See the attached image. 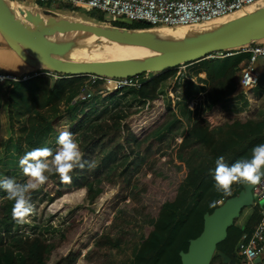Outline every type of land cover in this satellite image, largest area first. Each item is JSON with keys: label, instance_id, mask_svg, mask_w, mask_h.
Segmentation results:
<instances>
[{"label": "trees", "instance_id": "1", "mask_svg": "<svg viewBox=\"0 0 264 264\" xmlns=\"http://www.w3.org/2000/svg\"><path fill=\"white\" fill-rule=\"evenodd\" d=\"M58 6L69 11L81 10L73 9L68 5ZM98 19L102 20V17ZM112 26L127 31L154 29L152 25L144 22L128 24L117 22ZM242 56L244 57L241 62L231 67L219 80L216 79L215 60L200 61V72L206 73L209 83L206 102L210 107L230 99L242 71L250 61V56L247 54ZM175 71L176 69L132 77L141 86L139 89L128 90L139 103L151 106L158 99V90L162 83L170 79ZM37 72L50 73L48 70ZM55 75L59 77L55 83L48 77L30 78V75L9 83L11 98L16 102H23L33 120L25 137V144L30 150L37 148L38 139L51 125L39 114V111L48 110L57 118L70 113L73 109L74 89L82 79H85V77ZM103 84L104 81H98L92 86L99 87ZM85 104H82V107ZM139 113L140 110L121 109L111 112L104 120H97L89 130L80 135L78 142L85 167L73 168L68 173L71 177L68 182L61 181L55 172L47 177L43 186L52 212L63 211L65 208L62 204L72 194L82 190L88 194L89 206L83 208L70 220L59 239L48 241L40 234L14 235L13 227L16 219L12 217V201L5 198L0 202V264H77L80 252H73L72 245L76 238L89 228L100 227L107 221L110 216L108 208L100 212L93 206L110 189L114 190V194L109 204L115 201L125 202L129 199L127 205L131 206L141 202V196L160 199L168 195L164 203L156 205L154 210L156 220L145 229L135 258L130 264H182L181 254L186 253L190 242L203 232L205 214L211 215L217 209L216 202L227 197L216 191L209 173V170L215 167L216 157L223 156L225 163L232 164L234 161H228L227 158L240 153L243 148H248V146L238 147L237 143L246 142L252 137L259 138L264 130V120L249 117L233 122L232 129L224 141L219 139L218 129L210 130L209 126L196 124L176 147L173 156H167L162 161L154 157L146 159L145 155L136 157L137 150L144 147L146 137L137 138L129 127V119ZM173 115L174 111L171 110L158 131L170 123ZM88 120L89 115H85L82 119H78L77 123L72 124L69 127L72 136L78 135L85 129ZM194 143L201 145L204 154L203 159L196 166L190 167L184 159L185 150L191 148ZM174 159L181 162L187 171L179 187L169 194L173 188L172 184L156 170L164 165L178 167V164L173 162ZM89 164L91 167L88 166ZM31 194L32 190L26 194V199ZM212 202L215 203L210 207ZM260 219L261 210L256 206L244 227L231 226L225 240L218 244L217 253L210 264H224V258L219 253L231 261H236V264H244L243 259L236 253L237 246L252 236ZM112 227H115L114 219ZM96 233L91 254H97L101 249L109 251L121 247L122 240L113 239L110 234L98 233V231Z\"/></svg>", "mask_w": 264, "mask_h": 264}, {"label": "rangeland", "instance_id": "2", "mask_svg": "<svg viewBox=\"0 0 264 264\" xmlns=\"http://www.w3.org/2000/svg\"><path fill=\"white\" fill-rule=\"evenodd\" d=\"M27 4L29 5L28 7L32 6L33 0H28ZM32 7L35 8L34 6ZM35 10H37V8H35ZM45 10L55 19H68L81 23L87 22L89 25L114 29L112 24L103 21L104 18L102 14L98 12L86 9L69 11L55 4L50 6L45 5ZM98 17H102V20L98 19ZM125 23L128 24V22ZM214 27L215 26H209L204 29L209 30ZM163 29L166 28H156L155 31L161 33ZM174 29L176 32L179 31L178 33L187 31V34H193L194 32H201V34H203L206 32L203 29L199 30L195 28ZM135 32L142 34L143 31ZM57 39L63 43L62 52L57 58L70 61L119 60L151 55V53L137 45H116L81 34L64 33L57 36ZM181 40L180 38L178 41H172L170 43L177 44V42ZM210 60L213 59L210 58ZM221 62H223V60H216L215 68L219 69ZM200 64V62L189 63L184 65L183 68L177 69L170 79L162 83L158 90V99L152 103L151 106L149 104L144 105L133 101V97L129 90L119 92L122 93V98L126 101L117 103V108L115 109L109 108L110 112L128 108L140 110L138 115L129 119V127H131L137 138L142 139L146 137V143L141 150H137L136 157L145 155L146 159L154 157L164 161L167 156H173L174 150H176L177 147L173 133L180 131L178 134L183 135L186 130H189L188 128L196 124L200 126H211L209 118H217V115L222 114L218 106L210 107L203 97L198 96L199 92L196 91L197 89L194 83L195 81L201 83L202 80H206L200 77ZM0 69L6 73L16 75L19 78L28 74H30V78L37 77V74H39V77H47L46 72H34L32 68L25 65L10 49L9 53L6 55H0ZM11 82L15 81L0 82V178H13L18 183H25L29 177H27L18 166V160L26 152L31 151L25 144V137L33 120L30 114L27 113L25 104L23 102H16L11 98L9 86ZM78 84L77 90L75 89L73 93V95H77L73 99V101H75L73 104H75L76 101L79 102L80 98L85 95L84 93L81 95L80 92L90 87L88 78L82 79ZM244 95L247 94L244 93ZM95 97L94 94L93 98H89L88 103L83 107L82 105L75 106L70 113L64 114L58 118L54 117L48 110L39 111V114L46 121L50 122L51 125L38 139L37 148L47 147L55 153L59 148L56 143V137L59 133L62 131L70 133L69 127H71L72 124L77 123L78 119H82L85 115H89L86 128L78 135L72 136L78 144L80 135L84 131L89 130L97 120H104L107 118V115H109L108 112H105V108L108 107L107 103H97L99 99ZM241 101L246 102L248 100L242 98ZM225 107V109L223 108L225 111L231 112L227 115L228 117L233 116V113L238 114V112L240 113L242 110L234 104V102L226 104ZM171 110L174 111V117L180 119L172 126L170 133L162 134L158 130L161 128L160 126H162L167 114ZM193 148L195 150H192ZM203 154V148L200 146H192L185 150L184 159L190 167L196 166L200 160L203 159ZM48 160L50 162L51 157H49ZM173 162L178 164V167L164 165L156 170L157 173L161 174L172 184L173 188L170 190L169 194L179 187L187 171V168L177 159H174ZM46 175L48 177L50 174L46 173ZM149 176L150 175H148V177ZM43 185L44 183L37 189L32 190V194L27 200L33 206V213L28 215L22 223L16 220L13 227L14 235L40 234L48 241L56 240V238L59 239L62 234L61 232H63L70 220L82 211L83 208L89 206L88 194L85 190H82L68 197L69 199L62 204L65 208L63 211L52 212L47 202L46 190ZM248 185L250 184L246 182L237 183L232 189L235 188V192L240 190L245 191ZM113 194L114 190L110 189L104 196L100 197L98 203L93 206L96 211L100 212L108 208L110 216L107 221L100 227L89 228L74 241L72 251L80 252V258L77 264L132 263L140 246V240L145 229L150 227L156 220L154 214L156 205L164 203L168 196L160 199L141 196V202L129 206L127 205L130 202L129 199L125 200V202L115 201L109 204ZM5 198H7L5 193L0 190V202ZM113 219L115 227H112ZM97 231L98 233L110 234L113 239L122 240L121 247L109 251L101 249L99 253L91 254V249L94 247V237Z\"/></svg>", "mask_w": 264, "mask_h": 264}, {"label": "water", "instance_id": "3", "mask_svg": "<svg viewBox=\"0 0 264 264\" xmlns=\"http://www.w3.org/2000/svg\"><path fill=\"white\" fill-rule=\"evenodd\" d=\"M64 33L81 34L116 45H137L151 55L98 61L57 58L63 49V43L57 36ZM0 36L24 64L36 71L48 70L50 73L71 77L125 79L145 73H164L264 39V7L193 39L177 44H157L147 41L141 33L135 31L108 29L68 19L59 20L51 17L46 10L33 12L21 8L13 12L0 0ZM252 188L253 185H248L245 191L233 193L223 205L205 217L203 232L190 242L188 251L181 254L182 264L211 263L228 229L246 207L253 205ZM260 207L264 209V201L260 202ZM219 255L225 259V264L229 262V258L221 253ZM256 262L259 263L260 259Z\"/></svg>", "mask_w": 264, "mask_h": 264}, {"label": "built area", "instance_id": "4", "mask_svg": "<svg viewBox=\"0 0 264 264\" xmlns=\"http://www.w3.org/2000/svg\"><path fill=\"white\" fill-rule=\"evenodd\" d=\"M14 4L22 3L23 0H2ZM25 1V0H24ZM34 7L39 5L55 4L61 6H71L73 9H86L102 14L106 23H133L144 22L156 28H195L204 30L209 26H216L226 20L238 19L259 7L262 0H34ZM242 55L250 56L248 66L242 71L238 87L241 92H248L259 83V77L255 70L258 60L264 58V46L248 45L238 52ZM233 54L223 52L213 54L208 59H221ZM184 66V65H183ZM180 66L179 68H183ZM177 68V69H179ZM176 69V70H177ZM36 76H39L37 74ZM46 76H56L54 73H46ZM89 86L98 81L106 82L108 88L113 82L114 92L128 89H139L141 84L132 78L106 79L96 76H86ZM26 80V79H24ZM18 81V78L0 73V82ZM94 93H87L82 96L79 102H72V106H80L88 103L89 98H93ZM252 196L254 198L252 206L264 200V177L253 185ZM222 205L221 202L217 203ZM237 255L243 259L244 264H262L264 256V209L261 210V219L248 240L242 241L236 249ZM260 259L257 263L256 260Z\"/></svg>", "mask_w": 264, "mask_h": 264}, {"label": "crops", "instance_id": "5", "mask_svg": "<svg viewBox=\"0 0 264 264\" xmlns=\"http://www.w3.org/2000/svg\"><path fill=\"white\" fill-rule=\"evenodd\" d=\"M173 1H181V0H173ZM195 1H197V0H195ZM23 2L24 3H19L18 4L19 5V9L18 10H20L21 8H26V9L32 10L33 12L35 11V8L32 7V6L35 5L34 0H33V5L30 6V7H28L29 5L27 4L28 0H25V1L23 0ZM6 3H11V2H6ZM46 6H50V4H46ZM263 7H264V0H262V3L259 5L258 8H256L255 10H253L251 12H254V11H256V10H258L260 8H263ZM43 8L45 10V5H41L40 4L38 9L43 10ZM234 20H237V19L228 20V21L226 20L225 22L219 23L214 28H216L218 26H221L223 24H226V23L233 22ZM209 30H211V29H209ZM205 31H208V30H205ZM200 34H201V32L200 33L194 32L193 34H191V33L187 34V31L186 32H180L179 33V38H177L175 41H178L181 38L182 40L180 42H184V41L193 39V38L199 36ZM180 42H177V43H180ZM251 45H253V46H264V39L256 41V42L252 43ZM235 51L236 50L229 51V54H233V55H230V56L225 57V58L224 57L221 58V60H223V62H221V65L219 66L220 68L219 69L215 68V73H216V79L217 80L222 79L224 77L225 73L231 67L235 66L236 64L241 62V60L243 59L244 56H242V54H240L238 52H235ZM237 51H240V50L237 49ZM7 53H9L8 46L6 45V43L4 42L2 37L0 36V55H6ZM213 60L216 61L218 59H213ZM255 70H256V72L258 74V77H259V83H258V85L256 87H254L252 90H249L248 92H241L239 87H238V84H239V82H238V84L236 85L235 89L233 90V93H232L230 99L227 100V101H224L222 104H216L215 105V106H218V108H220V111L222 112V114L217 115L218 116L217 118H214V117H210L209 118V123L211 124V126H209V129L210 130L218 129V132H217L218 133V137L222 141L227 139V135L230 133V131L232 129L231 125L233 124V122L240 121V120H243V119H246V118H249V117H254V118H259L261 120H264V58L257 61V63L255 64ZM33 71L36 72V70H34V69H33ZM0 73L5 74V75H11V76H14L16 78H19L16 75H12L11 73L4 72L2 69H0ZM28 75H30V74H28ZM23 76H27V75H23ZM23 76H21V77H23ZM47 77L50 78V80L53 83H55L59 79L58 76H47ZM200 77H202V79H206V80H202L201 83H197L195 81L194 86H196V89H197L196 91L199 92L198 96L199 97H203L204 100H206V95H207V92H208V89H209V83H207V78H206L207 75H206V73L201 72L200 73ZM78 85L79 84H77V86L75 87L76 90L78 88ZM110 89H111V86H110V88H108V86L106 84H103L102 86H99V87L90 86L85 91L82 90L80 93H81V95H83V93L84 94L85 93L86 94L87 93H94L95 96H96L95 98L99 99L97 101V103H101V102L107 103L108 107L105 108V112L106 113L108 112L109 114H111V112L109 111V108H111V109L114 108L115 109V108H117L116 107L117 103H119V102L122 103V102H124L126 100L124 98H122V93H114V91H112ZM244 93H246L247 95H244ZM73 96H74L73 98H75L77 95H73ZM106 97H108V98H106ZM132 97H133L132 98L133 101H135L136 103H139L134 96H132ZM242 98H244V99H246L248 101L242 102L241 101ZM232 102H234V104H236L242 110L240 111V113L239 112H238V114L237 113H233L234 114L233 116L228 117L227 115L230 114L231 112L225 111L224 109L226 108L225 107L226 104L232 103ZM179 119L180 118L174 117V115H173L170 123L165 125L160 130V133H162V134L170 133V129L172 128V126H174L179 121ZM188 129L189 130H186V132H184L183 135L178 134L180 131H178L177 133H173L174 136H175L174 139H175V141L177 143L176 146H179L182 143L183 138L185 136H187V134L190 132L192 127L188 128ZM260 144H264V130L262 131V135L259 138L252 137V138L248 139V141H246V142L237 143L238 147H240V146H248V148L241 149L240 153H238V154L235 153V155L233 154L231 157L227 158V160L228 161L233 160L235 162V161H238V160L248 159L251 156L252 149L255 146L260 145ZM193 146H201V145H199L197 143H194ZM262 171H263V168H262ZM236 185H237V183L233 184L234 187ZM238 189H241V188H238ZM235 191H236L235 188L231 189V194L229 196L218 200L216 202V208L219 207L217 205L218 202H221V204L223 205L225 203V200L228 197H231V195ZM240 191H243V190H240ZM240 191H237V192H240ZM258 207L260 208V210L263 209V208L260 207V203L258 204ZM253 208H254V206L246 207L242 211L240 216L235 220L234 225H236L238 227H244L245 224L247 223L249 217L251 216V214L253 212ZM209 215H210V213H206L205 214L204 222H205V217H207ZM225 263L226 262H225V259H224V264ZM227 264H236V261L229 260V262H227ZM262 264H264V256H262Z\"/></svg>", "mask_w": 264, "mask_h": 264}, {"label": "clouds", "instance_id": "6", "mask_svg": "<svg viewBox=\"0 0 264 264\" xmlns=\"http://www.w3.org/2000/svg\"><path fill=\"white\" fill-rule=\"evenodd\" d=\"M58 150L53 153L49 148L42 147L26 152L18 160V166L29 177L25 183H18L13 178H0V190L7 199L12 201V217L18 222L33 213V206L26 199V194L40 187L47 179V175L55 172L61 181L68 182L71 177L68 173L73 168L85 167L82 153L78 144L67 131H62L56 137ZM51 157L49 162L48 158ZM215 167L209 170L214 181L216 191L224 196L231 194V185L246 182L250 185L257 184L264 177V144L255 146L248 159L238 160L232 164L224 162L223 156H217ZM91 167V164L88 165ZM215 202L210 203V207Z\"/></svg>", "mask_w": 264, "mask_h": 264}, {"label": "bare ground", "instance_id": "7", "mask_svg": "<svg viewBox=\"0 0 264 264\" xmlns=\"http://www.w3.org/2000/svg\"><path fill=\"white\" fill-rule=\"evenodd\" d=\"M4 3L13 12L14 11H17L19 9V5L18 4L6 3V2H4ZM76 21H78V20H76ZM85 23L87 24V22H85ZM178 32H176V30L174 28H166V29H163V30H161V33L156 32L154 29H150V30L143 31L142 32V35L145 37V39L147 41L152 42V43H157V44H171L170 42L175 41L177 38H179V33ZM110 86H111V89H114L115 88V85H114L113 82L110 83Z\"/></svg>", "mask_w": 264, "mask_h": 264}]
</instances>
